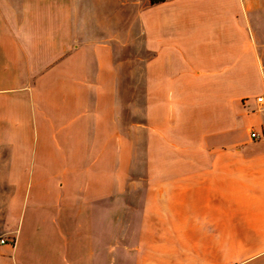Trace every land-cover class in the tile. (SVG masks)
I'll list each match as a JSON object with an SVG mask.
<instances>
[{
	"label": "crops",
	"instance_id": "1",
	"mask_svg": "<svg viewBox=\"0 0 264 264\" xmlns=\"http://www.w3.org/2000/svg\"><path fill=\"white\" fill-rule=\"evenodd\" d=\"M83 1L0 0V264H264V0Z\"/></svg>",
	"mask_w": 264,
	"mask_h": 264
},
{
	"label": "rangeland",
	"instance_id": "2",
	"mask_svg": "<svg viewBox=\"0 0 264 264\" xmlns=\"http://www.w3.org/2000/svg\"><path fill=\"white\" fill-rule=\"evenodd\" d=\"M77 3L79 4L80 7H83L84 1L83 0H76ZM120 1L121 0H109V7H124L120 5ZM125 7H132L131 4L125 6ZM142 92H141V99H142ZM130 98V96H129ZM146 147V141H142L141 140V144H140V149H139V153H137L136 155H132L131 154V150L128 149L126 150L127 154H124L123 157H118V163H116V159L113 158V161H109L108 164V171H107V181L108 184L110 185L112 182L114 183V180L116 178V173H117V168H122V169H129L131 167V165H142V164H146L148 162V156L145 153V149ZM139 154V155H138ZM110 159H112L111 157H109ZM132 172H129V174H131ZM109 190H111V188L109 187Z\"/></svg>",
	"mask_w": 264,
	"mask_h": 264
},
{
	"label": "built area",
	"instance_id": "3",
	"mask_svg": "<svg viewBox=\"0 0 264 264\" xmlns=\"http://www.w3.org/2000/svg\"><path fill=\"white\" fill-rule=\"evenodd\" d=\"M257 102L259 103V104H264V95L263 96H259L258 98H257ZM252 137L253 138H258L259 137V134L257 133V132H252ZM8 242V239L6 238V237H4V236H2V235H0V245H2V244H5V243H7Z\"/></svg>",
	"mask_w": 264,
	"mask_h": 264
},
{
	"label": "trees",
	"instance_id": "4",
	"mask_svg": "<svg viewBox=\"0 0 264 264\" xmlns=\"http://www.w3.org/2000/svg\"><path fill=\"white\" fill-rule=\"evenodd\" d=\"M154 1H157V0H154Z\"/></svg>",
	"mask_w": 264,
	"mask_h": 264
}]
</instances>
